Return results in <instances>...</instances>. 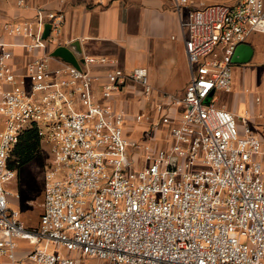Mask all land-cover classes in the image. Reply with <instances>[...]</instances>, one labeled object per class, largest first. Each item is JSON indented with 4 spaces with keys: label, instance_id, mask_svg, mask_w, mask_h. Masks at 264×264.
<instances>
[{
    "label": "built area",
    "instance_id": "2783aa9c",
    "mask_svg": "<svg viewBox=\"0 0 264 264\" xmlns=\"http://www.w3.org/2000/svg\"><path fill=\"white\" fill-rule=\"evenodd\" d=\"M171 2L191 80L182 96L160 92L155 115H135L151 122L141 139L110 99L128 82L152 97L147 67L125 70L102 54H84L76 66L53 55L49 46L63 45L62 11L36 7L34 18L5 23L29 58L19 70L15 52L0 45V264H264V140L249 111L238 127L236 114L215 104L233 91L236 48L264 33V0ZM98 65L109 66L104 75ZM33 126L51 159L30 226L9 207L19 172L9 160ZM23 240L29 248L19 259Z\"/></svg>",
    "mask_w": 264,
    "mask_h": 264
},
{
    "label": "crops",
    "instance_id": "0c3cea01",
    "mask_svg": "<svg viewBox=\"0 0 264 264\" xmlns=\"http://www.w3.org/2000/svg\"><path fill=\"white\" fill-rule=\"evenodd\" d=\"M28 7H19L16 0H0V45L7 44L15 52L14 63L19 70L29 58L23 43L25 39L10 36L4 30L6 22L32 19L36 7H46L65 14L61 43L72 50L77 58L84 54L106 55L119 60V66L129 70L147 67L150 81L155 88L147 97L142 87L128 82L114 92L111 103L127 112L128 122L135 115L146 112L151 106L164 100L160 92L183 95L191 80L184 31L180 17L171 0H26ZM237 0H190V8H202L213 4H233ZM185 9L184 14L187 15ZM1 47V46H0ZM56 47L49 46V50ZM109 66H95L96 73L104 75ZM233 70L242 74H264V33L254 32L240 44L233 56ZM104 78H102V81ZM234 89V87H233ZM229 93H233L229 92ZM259 98V100H257ZM251 100L250 117L264 131V101ZM236 103V102H235ZM256 103H258L256 105ZM223 107L234 112L232 104ZM148 123V122H147ZM148 123L147 129H150ZM146 129V130H147ZM256 131V129L254 128ZM262 140L261 136L257 131ZM29 244L20 241L18 258L23 259ZM18 264H29L19 262Z\"/></svg>",
    "mask_w": 264,
    "mask_h": 264
},
{
    "label": "rangeland",
    "instance_id": "374dc122",
    "mask_svg": "<svg viewBox=\"0 0 264 264\" xmlns=\"http://www.w3.org/2000/svg\"><path fill=\"white\" fill-rule=\"evenodd\" d=\"M233 80V93H226L224 91L219 92L215 104L217 106L232 104L236 117L237 119L239 118L238 127H240L241 117L246 114L245 110L251 108V100H256L257 96H259L261 100L258 101V103H262V99L264 101V74L245 73L239 76L233 70ZM173 96L182 95L173 94ZM258 103H256V105ZM151 109V106H148L145 113H152V111H150ZM250 121L253 128L264 137V131L260 128L259 124L252 118H250ZM126 126V130L132 138L141 139L146 135L148 123L147 120L140 123L130 120ZM50 159L51 153L49 146L42 143L40 158L23 166L10 186L18 196L15 195L11 197L9 207L19 209L26 223L30 226L37 225L39 216L42 212L41 204L45 192L44 176L49 167ZM50 250L54 251L56 247L51 245ZM18 256L19 254L17 252V257ZM102 263L109 264L108 261Z\"/></svg>",
    "mask_w": 264,
    "mask_h": 264
},
{
    "label": "trees",
    "instance_id": "16d2710c",
    "mask_svg": "<svg viewBox=\"0 0 264 264\" xmlns=\"http://www.w3.org/2000/svg\"><path fill=\"white\" fill-rule=\"evenodd\" d=\"M42 153V139L38 128L33 126L26 129L19 137L11 151L9 165L21 170L26 164L40 158Z\"/></svg>",
    "mask_w": 264,
    "mask_h": 264
},
{
    "label": "water",
    "instance_id": "95a60500",
    "mask_svg": "<svg viewBox=\"0 0 264 264\" xmlns=\"http://www.w3.org/2000/svg\"><path fill=\"white\" fill-rule=\"evenodd\" d=\"M50 30H51V25L48 23V24H46V28H45V32H44V36L45 37H47L49 35ZM52 53L55 56H59V57L65 59V60L73 63L74 65L79 66V62H78L77 57L72 52V50L70 48H68L67 46H65V45L57 46L53 50Z\"/></svg>",
    "mask_w": 264,
    "mask_h": 264
}]
</instances>
